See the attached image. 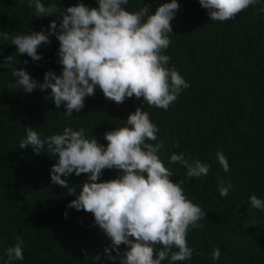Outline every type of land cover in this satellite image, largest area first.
<instances>
[{"label":"trees","instance_id":"trees-1","mask_svg":"<svg viewBox=\"0 0 264 264\" xmlns=\"http://www.w3.org/2000/svg\"><path fill=\"white\" fill-rule=\"evenodd\" d=\"M41 2L60 11L52 17H37L28 0H0V34L15 36L42 29L47 34L51 21L59 23L67 7L98 6L97 0ZM170 2L129 0L125 8L135 12L148 5L154 13ZM177 2L180 7L172 20L171 42L163 54L170 57L168 66L175 67L190 87L181 91L168 110L150 107L135 97L116 104L97 87L94 96L85 98L80 112L66 116L64 105L57 109L50 98V89L25 93L8 87L15 83V68L41 83L45 72L61 73L56 37L49 36L51 43L37 50L41 60L33 61L0 36V264H7L5 250L15 246L17 236L23 241L24 259L11 264H120L119 259L107 258L104 249L111 241L93 214L69 208L76 196L52 183L50 169L57 158L44 152L36 155L31 146L20 149L19 143L28 127L42 139L72 127L84 128L87 138L95 137L106 146L104 134L126 126L136 107L148 112L159 129L157 140L148 142L163 144L157 155L174 172L171 179L183 180L187 198L207 213L199 221L202 228L188 230L192 258L175 264H264V210L250 203L252 195L264 200V0L224 22L211 21L199 0ZM217 152L227 158L229 171L219 164ZM173 153L210 165L208 174L187 179L183 166L170 163ZM118 175V170L105 169L100 181ZM218 177L231 185L226 197L219 194ZM61 178L78 193L88 174ZM126 247L120 246L121 253ZM217 248L220 258L214 260L212 252ZM162 264H170V258Z\"/></svg>","mask_w":264,"mask_h":264},{"label":"clouds","instance_id":"clouds-1","mask_svg":"<svg viewBox=\"0 0 264 264\" xmlns=\"http://www.w3.org/2000/svg\"><path fill=\"white\" fill-rule=\"evenodd\" d=\"M257 2L199 0L211 21L220 22L233 20ZM97 3L92 8L83 3L67 7L60 14L59 23L56 19L51 21L47 34L43 29L15 36L0 34L3 41H11L19 54H26L33 61L41 60L37 50L42 44L51 43L49 36L54 35L59 41V75L47 71L41 83L24 69L15 68V83L9 89H23L25 93L50 89V98L57 109L64 105L66 116L80 112L85 98L94 96L97 87L116 104L135 97L142 98L150 107L168 110L181 91L190 87L175 67L168 66L170 57L163 54L171 42L172 20L180 7L177 0L160 5L154 13L148 5L135 12L126 10L129 0ZM28 7H34L37 17H52L60 11L55 5L45 6L41 0H28ZM7 59L11 60V56ZM158 131L149 113L136 107L128 115L126 126L104 134L106 146L95 137L87 138L84 128L77 131L65 127L62 133L42 139L28 127L19 148L31 146L36 155L44 152L57 158L50 169L52 183L76 196L69 208L93 214L95 223L111 241L110 247L104 249L108 259H119L120 264H162L170 258V264H175L192 258L187 233L190 227L202 228L199 221L207 213L187 198L183 180L171 179L174 172L157 155L163 144L148 142L157 140ZM216 158L223 170L229 171L225 155L217 152ZM170 163L183 166L187 179L202 178L210 169V165L184 153H173ZM105 169L118 170L120 175L100 181ZM71 174H88L78 193L76 188L69 187L68 180L61 178ZM217 179L219 194L226 197L231 185ZM250 203L253 208L264 210V200L257 196L252 195ZM16 241L15 246L5 250L7 264L24 259L22 238L17 236ZM121 245L127 246L123 253ZM112 251L116 256L111 255ZM212 258H220L218 248L213 250Z\"/></svg>","mask_w":264,"mask_h":264}]
</instances>
